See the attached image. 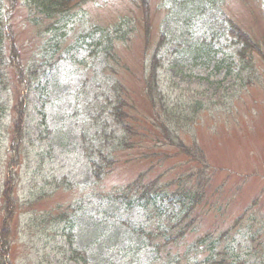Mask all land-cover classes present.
<instances>
[{"label":"rangeland","instance_id":"374dc122","mask_svg":"<svg viewBox=\"0 0 264 264\" xmlns=\"http://www.w3.org/2000/svg\"><path fill=\"white\" fill-rule=\"evenodd\" d=\"M146 1L145 13L139 8L137 0H100L99 3L89 2L81 8L87 28L98 25L106 27L121 17L132 19L133 25L145 19L144 24L129 31L125 41L117 44L116 49L121 59L122 78L132 91V97L138 96L144 54L148 57L146 51H153L151 45L157 41L158 32L162 29L178 36L177 29L184 28L189 34L183 39L196 40L208 37L211 28L216 26L215 36L218 39L221 38L222 30V27L219 29L222 25L218 22L230 17L240 26L246 25L253 38L262 46L264 55V0ZM0 2L3 3L2 0ZM4 11L5 8L1 14L3 22L20 36L24 29L12 16L6 17ZM82 30L77 27L66 29L65 35L71 38ZM144 31L148 33L150 40L143 47ZM33 33L26 32L28 35ZM55 36L51 33L48 39L52 41L35 50L36 52L35 42L29 43L28 52H35L31 58L34 61L33 74L29 76L34 90L29 92V102L22 103L21 106L27 117L24 123L27 135L19 149H16V144L11 143V133L14 130L12 119L15 116L9 114L14 97L26 92L25 87H22L23 82L15 80L19 77L17 73L15 78H7L9 83L1 93L0 231H9L7 249L8 254L12 255L11 264H67V260L56 252L57 243L61 239H58V235L57 240H54L52 221H56L55 217L59 213L71 215L74 200L80 199V194L86 204L95 193L90 186L82 188L90 179L86 175V157L81 152L86 149L92 151V147L95 151L98 148L105 152L109 149L106 142L100 141V132L97 135L89 128L86 129L87 135L82 137L81 133L86 126L84 119L87 117L84 113L91 112L94 117L99 111L95 109L93 112L91 108V111L83 113L80 109L84 103L77 102L79 91H75V87L85 82L90 87L85 92L86 96L93 104V86L98 85V75L101 76V72L95 62L90 63V58H84L79 52L66 55L64 49L67 48L64 44L58 45L53 40ZM29 37L26 36V39ZM181 48L169 42L161 52L164 64L163 68L158 69V82L166 98V105L171 107L180 103L183 110V117H179L181 124L172 125V131L175 126V133L184 144L194 145L199 150L200 162L198 160L195 164L196 160L193 163V159L186 154L178 155L173 162L177 165L180 160L181 168L166 171L170 168L169 164L165 163L159 169L154 157L146 158L145 162H136L135 154L139 155L138 151L118 152L115 156L121 161L113 171L102 177L99 187L110 189L118 184V189L114 191H121L119 189L126 186V181L155 165V170L152 168L150 174H161L156 176L155 181L164 189L170 184L174 186L178 178H184L186 173L198 170L202 174L199 182L202 186L194 185L192 188L202 191L205 184V192L202 191L205 194L202 195L204 203L210 198V194L220 197L218 200L223 217L221 228L227 230H215L214 221L217 219L214 218V209L217 206L213 205L208 210L206 207L197 209L193 222L188 218L175 220L180 221L182 230L188 226L183 232L184 237H202L208 240L207 244L218 240L220 246L216 250L218 259L215 262L230 264L238 251L225 248L228 246L226 242H230L237 234L239 241L245 244L242 248L245 258L241 256L233 264H264V258H261L264 257V59L256 58L254 64L244 67L239 75L223 81L222 74L211 73L199 61L183 60ZM60 57L62 58L59 59ZM36 66L39 68L34 71ZM88 72L90 82L87 79ZM93 75L96 77L95 82ZM26 76L23 73L20 80L24 81ZM140 100L142 108H138L147 116L149 103L141 95ZM194 101L203 102V106L194 109ZM44 127L45 134L41 138V129ZM169 127L171 129L170 124ZM127 155H133L129 162L124 161L128 158ZM98 156L100 158L99 153ZM186 161L189 163L183 165ZM121 163L124 164L119 165ZM193 180L189 182L193 183ZM6 183V194L11 203L9 209L5 208L3 197ZM67 183H72L73 186L64 188ZM76 185L81 186L82 190L76 188ZM97 191L100 194L106 193L105 190ZM213 199L215 198L211 197ZM69 203L72 204L71 210L67 207ZM49 212L51 221L43 214ZM137 214L139 211L136 209L126 212L120 204L108 203L105 199L99 200L98 206L95 203L82 205L76 212V226L72 231L74 246L84 250L88 264H105L107 261L102 258L109 259L111 255H126L127 260L134 264L145 261L150 250H140L137 255L130 252L126 242L133 237L128 236L131 234L123 225L115 226L117 222H114L128 219L145 223ZM99 221L101 224H98ZM216 223L219 224L220 221ZM195 227L196 231H188ZM95 241L98 242L94 243ZM245 248L247 250L243 251ZM69 253L68 250L65 255L68 256ZM7 260L8 258H4V262ZM77 264H82L81 260Z\"/></svg>","mask_w":264,"mask_h":264},{"label":"trees","instance_id":"16d2710c","mask_svg":"<svg viewBox=\"0 0 264 264\" xmlns=\"http://www.w3.org/2000/svg\"><path fill=\"white\" fill-rule=\"evenodd\" d=\"M22 1H24L27 7H31L34 10L33 13L37 21L32 26L36 30L38 38L42 37L40 42L48 41L45 35L48 36L54 33L56 35V43L59 45V43H67L65 30L70 26L69 22H71L73 10L75 11L82 3L88 0ZM137 1L139 8L145 13V7L147 6L146 0ZM144 20L143 18L142 24H144ZM222 23L224 25L222 40L225 42L224 46L227 48V51L222 50L219 40H215L217 42L216 47L215 45L211 46L215 39L213 36L214 31L208 37L192 41V43L190 39L182 41L181 36L179 38H181L182 44L186 42V46L182 49V59L189 58L187 55L188 52L192 57L189 59L199 61L206 69L210 68L211 73L220 74L222 72L223 80H226L234 75H239L244 67L253 65L256 58L262 57L264 59V55L262 53V46L253 38L252 32L245 27L246 25L241 24L242 26H240L230 17H225ZM133 24L132 19L121 17L111 25V28H95L93 32L89 33L91 35L87 37H90V39L93 38L91 39L95 48L93 59L103 73L101 72L99 85L96 86L95 101L98 105L93 102L94 107H92L93 104L91 102L88 107V111H91V108H93V112L97 109L99 114L97 116L94 115V117L92 116V118L88 117L86 120H88L89 128L95 134L98 135L100 132V141L106 142L105 145L109 148L106 152L101 149L95 151L93 147L92 151L89 149L85 150L88 156V164L91 167V176L95 179V184L101 179L102 174L105 175L113 171L115 166L121 161V159L115 156L118 152L138 150L140 157H137L136 162H145L146 159L143 158H148L149 156L156 157L159 159L155 162L159 169L162 168V165L164 166L165 163L163 162L171 160L172 157H168L165 153L157 154L156 151L153 152V155L147 156V152L150 149L162 147L173 148L179 155L186 154L187 157H191L193 163L196 160L195 164H197L198 160L200 162L201 159V154L194 145L188 148L187 145H184L180 137L173 134L177 130L175 126H173L174 131L171 130L172 125L181 124L179 117H183V110L180 107V103H175L171 107L166 105V98L158 82V69L163 68L159 52L162 50L163 43L167 41L166 36L165 38L161 37L159 41L153 42L151 45L153 46V51H146L149 54L148 57L144 54L143 75L139 79L138 96L132 97V91L125 85L122 78L123 69L121 59L116 49L117 44L125 41L129 31L138 28L140 25V23ZM7 35V31L1 29L0 26V106L2 105L1 93L6 90V86L9 83L7 81V78H9L7 69L11 67L14 71L13 77H15L17 71L21 73L20 64L24 60V57L17 50V42L15 39L8 38ZM82 36L84 37V35ZM142 36V45L144 47V45H148L150 39L146 31H144ZM74 44L71 42L65 45L67 48L66 51L73 50L76 47ZM189 49L191 50L188 51ZM26 62L24 61L25 67ZM27 68L31 72L32 66L30 62ZM87 90L88 88H86ZM140 95L142 98L147 99L149 103L148 116L143 114L138 108L139 106L142 108ZM25 96L27 97V94ZM26 102L28 103L27 99ZM11 105L9 114L12 113L10 116H15L12 119L14 130L11 133L13 134L11 143L16 144V149H19L22 140L27 135L26 127H24L27 117H25V111L20 108L21 101L17 102L14 100L11 102ZM193 106L197 110L203 106V102L194 101ZM88 114L91 115L92 113L90 112ZM169 124L171 125V129H169ZM160 129L162 132H160ZM86 131H84V134H86ZM98 153L100 154V159L98 158L97 161H94L97 158L94 155ZM127 157L124 160L125 162L131 161L133 155H127ZM187 163L189 162L186 161L183 165ZM122 164L124 163L119 165ZM152 168L155 170V165ZM152 168L144 172H139L136 177L126 181L127 184L124 188H127L129 192H119L116 199L125 208L126 212L135 208L139 211L138 216H142L146 220L150 219L151 216L154 218L165 217L167 219V221H158L156 227H153V225L150 226L149 221H146L149 225L144 227L138 223L133 222L132 224V221H128V219L116 221L120 225H125L129 234H131L128 236L133 237L126 242V247L130 252L137 255L140 250H150V254L145 258V261L143 260L138 264H161L160 262H163L162 264L164 262L166 264H223V261L216 263V259L214 258L218 242L209 241L208 248L206 240L203 239L197 242L192 241L185 245L182 240L183 232L179 231L180 225L178 227L172 226V224H178L179 221L175 220L189 214L193 204L195 205L201 199V191H197L195 188H192L193 185L192 187L189 185L185 193L184 190L186 189L181 188L182 177L178 178V181L175 183L176 188H181V191L177 195L164 191L162 186H157L154 184V181H150L147 178V174H150ZM170 168L171 170L174 168L180 169L181 164L179 162L175 167ZM188 174V176L184 177L186 181L195 177V182L193 183L202 186L199 183L202 175L200 171L195 170V174L191 172ZM154 177L156 178V176ZM117 186L118 184H115L113 188ZM7 187L8 183L5 184L3 197L5 208L9 209L11 203H9L8 195L6 194ZM168 187H166L167 190ZM168 198L173 199L177 206L171 207V204H169V208L161 209L162 202H166ZM152 228L155 231L154 235ZM100 235L102 234L100 233ZM8 237V229L4 233L0 231V264H5L3 258L7 255L8 262L6 264H11L12 255H9L7 251L9 245ZM96 242L98 241L94 243ZM69 246L70 253L68 256L65 255L67 251L64 247L59 246L56 250L57 254L62 255V259L67 257V264H70V262L77 264L80 260L82 264H88L84 250H79L72 246V243H69ZM114 258L112 257L109 260L102 258V260L107 261L105 264H114ZM122 258L126 257L123 256ZM122 258H120L118 264L120 262L124 263ZM233 263L234 261L230 264ZM125 264L134 263L129 261Z\"/></svg>","mask_w":264,"mask_h":264}]
</instances>
